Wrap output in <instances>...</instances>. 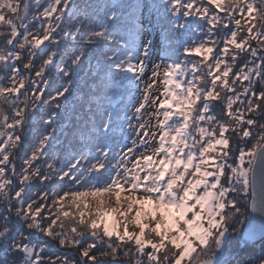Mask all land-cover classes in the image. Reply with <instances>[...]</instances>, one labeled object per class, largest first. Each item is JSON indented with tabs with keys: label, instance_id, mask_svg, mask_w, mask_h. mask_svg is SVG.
I'll use <instances>...</instances> for the list:
<instances>
[{
	"label": "snow or ice",
	"instance_id": "snow-or-ice-1",
	"mask_svg": "<svg viewBox=\"0 0 264 264\" xmlns=\"http://www.w3.org/2000/svg\"><path fill=\"white\" fill-rule=\"evenodd\" d=\"M0 264H264V0H0Z\"/></svg>",
	"mask_w": 264,
	"mask_h": 264
},
{
	"label": "trees",
	"instance_id": "trees-1",
	"mask_svg": "<svg viewBox=\"0 0 264 264\" xmlns=\"http://www.w3.org/2000/svg\"><path fill=\"white\" fill-rule=\"evenodd\" d=\"M47 0H43L42 2L45 3ZM61 48L64 47V45H60ZM55 73V69L53 68L52 71L50 72V76H53ZM56 81L54 80L51 87L55 88L56 87ZM141 87H143V83H141ZM111 99L108 101V103H111L112 108L119 113L121 116L124 115V110L123 108L125 107L127 103V94H122L119 91H116L115 93H110L109 94ZM151 111V109H149ZM130 114V113H129ZM74 122V118H73ZM58 124H63L65 121L63 118L57 122ZM42 131V125L38 123V117H37V122L33 123L32 125V132L27 136L25 143L27 145V150L30 151L31 148L35 145L36 143V138L40 135ZM69 131V129L65 128L63 132L58 131L56 136L57 139L60 141L59 144H57L55 141L52 142V148L49 149L50 153H54L59 160L61 161L60 164H58V167H63V162L66 161L67 159V145H68V138L65 137L64 132ZM43 163V161H41ZM17 170H19V161H17ZM63 186L64 190H74L75 185L70 181L66 180L63 185L61 183H53L50 185V187L54 190L59 191V189ZM44 186L38 184L36 181L32 182V186L28 192V196H30L32 199H35V193L43 188ZM250 200V198H249ZM249 200L245 201V203H249ZM242 207L244 204L241 205ZM260 252V245L259 243L256 244V254L259 255ZM59 254V252L57 253Z\"/></svg>",
	"mask_w": 264,
	"mask_h": 264
},
{
	"label": "rangeland",
	"instance_id": "rangeland-1",
	"mask_svg": "<svg viewBox=\"0 0 264 264\" xmlns=\"http://www.w3.org/2000/svg\"><path fill=\"white\" fill-rule=\"evenodd\" d=\"M42 1H43V0H41V2H42ZM46 2H47V1H46ZM46 2H45V3H46ZM42 3H43V2H42ZM45 43H47V42H45ZM181 58L183 59L184 57H181ZM37 63H39V62H37ZM123 110L125 111V107L123 108ZM23 148H25V149H26V148H27V145H26V144H24Z\"/></svg>",
	"mask_w": 264,
	"mask_h": 264
},
{
	"label": "water",
	"instance_id": "water-1",
	"mask_svg": "<svg viewBox=\"0 0 264 264\" xmlns=\"http://www.w3.org/2000/svg\"><path fill=\"white\" fill-rule=\"evenodd\" d=\"M249 202H250V200H249Z\"/></svg>",
	"mask_w": 264,
	"mask_h": 264
}]
</instances>
